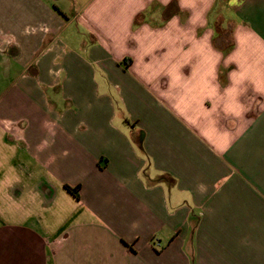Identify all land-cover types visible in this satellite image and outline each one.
<instances>
[{
	"label": "crops",
	"instance_id": "obj_1",
	"mask_svg": "<svg viewBox=\"0 0 264 264\" xmlns=\"http://www.w3.org/2000/svg\"><path fill=\"white\" fill-rule=\"evenodd\" d=\"M0 264H264V0H0Z\"/></svg>",
	"mask_w": 264,
	"mask_h": 264
},
{
	"label": "trees",
	"instance_id": "obj_2",
	"mask_svg": "<svg viewBox=\"0 0 264 264\" xmlns=\"http://www.w3.org/2000/svg\"><path fill=\"white\" fill-rule=\"evenodd\" d=\"M173 6V4H172ZM149 13L151 12H143V13H140L136 18H135V21H134V26H137L140 24V21L142 20H145L147 16H149ZM65 188L68 192H70L72 195H74L77 199L80 198V190H81V185L78 184V185H75V186H71V185H68V184H65Z\"/></svg>",
	"mask_w": 264,
	"mask_h": 264
},
{
	"label": "rangeland",
	"instance_id": "obj_3",
	"mask_svg": "<svg viewBox=\"0 0 264 264\" xmlns=\"http://www.w3.org/2000/svg\"><path fill=\"white\" fill-rule=\"evenodd\" d=\"M120 116H117V118H116V121H120V118H119Z\"/></svg>",
	"mask_w": 264,
	"mask_h": 264
}]
</instances>
